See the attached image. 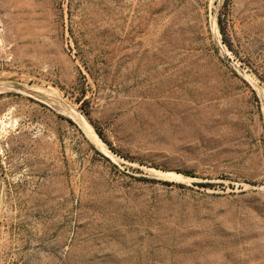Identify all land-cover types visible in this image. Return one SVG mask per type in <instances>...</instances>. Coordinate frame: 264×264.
<instances>
[{
	"label": "rangeland",
	"instance_id": "rangeland-1",
	"mask_svg": "<svg viewBox=\"0 0 264 264\" xmlns=\"http://www.w3.org/2000/svg\"><path fill=\"white\" fill-rule=\"evenodd\" d=\"M0 264H264V0H0Z\"/></svg>",
	"mask_w": 264,
	"mask_h": 264
},
{
	"label": "bare ground",
	"instance_id": "bare-ground-1",
	"mask_svg": "<svg viewBox=\"0 0 264 264\" xmlns=\"http://www.w3.org/2000/svg\"><path fill=\"white\" fill-rule=\"evenodd\" d=\"M100 142V141H99ZM101 145V144H100Z\"/></svg>",
	"mask_w": 264,
	"mask_h": 264
}]
</instances>
